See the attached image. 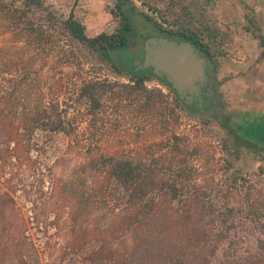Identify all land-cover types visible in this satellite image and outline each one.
<instances>
[{"label": "trees", "instance_id": "obj_1", "mask_svg": "<svg viewBox=\"0 0 264 264\" xmlns=\"http://www.w3.org/2000/svg\"><path fill=\"white\" fill-rule=\"evenodd\" d=\"M193 5L149 6L166 25L145 17L223 57L227 34ZM135 11L115 0L118 28L88 36L47 0H0V264H44L29 210L47 191L53 228L65 210L70 262L45 264H264V148L246 146L257 182L237 175L224 127L215 144L167 83L124 73ZM57 136L72 162L46 175L40 157Z\"/></svg>", "mask_w": 264, "mask_h": 264}, {"label": "rangeland", "instance_id": "obj_2", "mask_svg": "<svg viewBox=\"0 0 264 264\" xmlns=\"http://www.w3.org/2000/svg\"><path fill=\"white\" fill-rule=\"evenodd\" d=\"M47 1L61 13L68 14L72 11L74 16L85 26L88 36H95L101 32H114L118 28L117 20L111 13L115 0ZM168 1L132 0L136 7L135 12L138 14L135 18V25L148 22L145 15L166 25L159 18L158 13L150 10L149 6L154 3L161 11H165L169 15L172 11L178 12L181 7L193 3L191 10H199L207 17L210 24L227 34L224 45L225 55L213 57L209 65L216 68V87L222 94L221 98L226 105L212 115L205 116L204 121L208 123L209 127L204 132L207 134L206 137L213 139L216 144L223 136L219 126L224 127L230 140L234 170L237 175L257 182L258 167L261 164L258 160L259 155L253 150H248L246 146L251 144L253 149L257 150L264 148V56H261L259 39L254 33L255 29L246 30L245 28L250 27L248 21L251 19L264 35V0H215L214 7L205 10L201 0H175L171 11L167 10ZM119 56H122V52ZM120 59L123 67L125 60L122 57ZM149 85L162 88L155 79H151ZM208 92L212 93V90L209 89ZM191 119L193 123H196L198 121L197 113ZM65 143V138L57 136L45 144L40 161L45 167L46 175L60 174L63 169L68 171L72 159L61 158L65 150ZM221 175L223 176V174ZM48 194L47 191V196L39 201L35 210H29V215L37 217V221L35 219L31 226V231L39 250V261L44 264L59 263L60 261L69 263V256L64 259V240L67 231L65 210L61 208L58 211L60 215L59 227L53 228V215L51 214L53 206H51V199L47 198ZM19 202L22 203V199ZM37 223L39 226L36 228Z\"/></svg>", "mask_w": 264, "mask_h": 264}, {"label": "flooded vegetation", "instance_id": "obj_3", "mask_svg": "<svg viewBox=\"0 0 264 264\" xmlns=\"http://www.w3.org/2000/svg\"><path fill=\"white\" fill-rule=\"evenodd\" d=\"M127 38L128 43L122 53V58L125 60V65L122 67L124 73L142 74L150 77V79L164 81L174 90L175 95L182 103L184 109L190 114L198 113L206 118L205 116L212 115L217 112V110L225 107L226 104L221 98L222 94L216 87V68L214 69L209 66L213 57L208 56L205 51L198 48L197 45L188 40L166 34L163 30L149 21L139 26L134 24L133 30L127 35ZM151 39L167 40L166 43L174 48H180L179 46L185 45V43L192 46L196 58L200 62L204 60L202 66L206 82L201 84L196 81L195 88H184L182 91L173 86L170 77L163 70H156L155 66L144 65L146 50L151 45ZM161 43L163 44V42ZM209 89L212 90V93L208 92Z\"/></svg>", "mask_w": 264, "mask_h": 264}, {"label": "water", "instance_id": "obj_4", "mask_svg": "<svg viewBox=\"0 0 264 264\" xmlns=\"http://www.w3.org/2000/svg\"><path fill=\"white\" fill-rule=\"evenodd\" d=\"M166 42L164 39L150 40L151 45L146 50L144 65L163 70L170 77L173 86L182 91L184 88H195L196 81L205 83L202 66L204 60L200 62L196 58L192 46L185 43L180 48H174Z\"/></svg>", "mask_w": 264, "mask_h": 264}]
</instances>
